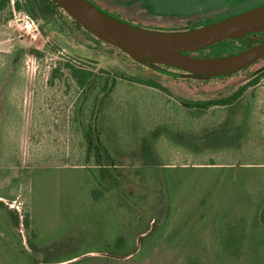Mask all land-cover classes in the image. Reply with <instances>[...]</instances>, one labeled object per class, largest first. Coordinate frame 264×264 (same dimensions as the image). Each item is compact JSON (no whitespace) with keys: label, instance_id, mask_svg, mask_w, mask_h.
Here are the masks:
<instances>
[{"label":"rangeland","instance_id":"obj_1","mask_svg":"<svg viewBox=\"0 0 264 264\" xmlns=\"http://www.w3.org/2000/svg\"><path fill=\"white\" fill-rule=\"evenodd\" d=\"M92 1L164 31L256 5ZM241 45L194 55L229 56ZM154 66L60 9L40 23L14 0L0 9V264H264V77L231 104H194L264 61L198 82ZM70 67L93 79L80 87ZM94 121L109 156L88 159Z\"/></svg>","mask_w":264,"mask_h":264},{"label":"water","instance_id":"obj_2","mask_svg":"<svg viewBox=\"0 0 264 264\" xmlns=\"http://www.w3.org/2000/svg\"><path fill=\"white\" fill-rule=\"evenodd\" d=\"M53 1L98 40L128 53L138 62H159L177 67L184 70L186 76L235 73L264 59V42L224 57L194 55L229 39L242 40L251 34L264 32V5L200 27L164 31L116 19L90 0ZM263 71L264 66L254 73L257 75ZM140 240L141 237L138 244Z\"/></svg>","mask_w":264,"mask_h":264},{"label":"trees","instance_id":"obj_3","mask_svg":"<svg viewBox=\"0 0 264 264\" xmlns=\"http://www.w3.org/2000/svg\"><path fill=\"white\" fill-rule=\"evenodd\" d=\"M14 1H15V4H16V7H17L18 10H22L23 9L29 16L34 18L38 23H40L41 19L46 21V16L48 14H52L53 12H55L56 9H60L64 13H66L53 0H14ZM90 1L93 4H95L96 6H98L101 10H103L101 8V6L96 4L94 1H92V0H90ZM131 1H133V2L135 1V2H138V3L141 4V2L139 0H131ZM10 3H11V0H0V9H4ZM128 3H130V1ZM254 8H256V7H254ZM103 11H105V10H103ZM106 13H108L111 16H113L112 14H114L117 17H115V16H113V17H115L116 19H119L121 21H124V22H126L128 24H131V25H134V26H139V24H136V23H134V22H132L131 20H128V19L126 20V18H124L122 16H119L118 14H115V13H112V12L109 13L107 11H106ZM221 19L222 18H219V20H221ZM72 20L78 27L83 28L74 19H72ZM212 22H214V21H207L206 23H200V24H197V25L192 26L190 28L200 27L202 25H205L207 23H212ZM190 28H187V29H190ZM150 29H152V28H150ZM155 30H159V29H155ZM183 30H186V29H183ZM167 31H173V30H167ZM91 36L94 37L93 35H91ZM94 38L97 41L102 42V41L98 40L96 37H94ZM232 42L233 43L235 42V43L244 44V45H241L239 47L233 46V49L237 50V51H235L234 54H237V53H239V52H241V51H243L245 49H248V48H250V47H252L254 45H257L259 43L264 42V32L251 34L249 36H246L242 40H231V39H229V40L224 41L222 44H217V45H222V46H224V47H226L228 49V48H232V47H230ZM102 43H104V42H102ZM217 45H215V46H217ZM122 52H124V51H122ZM124 53L127 54L130 58H132L128 53H126V52H124ZM187 54H191V53L187 52ZM143 61H146V59H143ZM139 63L141 64V62H139ZM155 65H156V66H154L155 70L157 72H159V70H160L162 72V74L160 73L161 75H166L167 77H170V78L172 77V78H177L179 80H185V81H197V82L198 81H211V80L227 79V78H231L232 77V73H230V74H221V75H216V74H211V75L190 74L189 76H186L185 75V71L180 69V68L161 65L159 62H155ZM70 68L72 69L73 75L77 79L78 85L80 87L84 88L93 79V73L90 72V71L76 69L75 67H70ZM176 71H178L180 73H177ZM263 77H264V71L259 73V74H257V75L254 72H252V73H250L248 75V77L245 79V81H241L240 83H236V85L228 87L227 89H224V90H220V91L213 92V93H208V94H206V97L210 98V100L204 101L202 103L201 102H196L194 104L202 105L205 108H208L210 106H216V105L223 106V105L231 104V103L235 102L241 96V93H243L248 87H250L252 85H255ZM111 88H112V86H109V83L107 82L106 85H105V88H103V91H102L103 96L108 94V92L111 90ZM162 88L164 90H168L169 89L168 87H165V86H162ZM99 102L100 101H98V103ZM94 123H95V121L92 123V125L89 126V128L87 129V131L85 133V139L87 141V154H86V157L88 159L91 158V154L95 150L97 151L98 155H102L103 154V155L109 156L108 155V150L101 143L100 138L97 135V130H96V127H95ZM223 138L227 139L225 136H223ZM232 238H234V236Z\"/></svg>","mask_w":264,"mask_h":264},{"label":"flooded vegetation","instance_id":"obj_4","mask_svg":"<svg viewBox=\"0 0 264 264\" xmlns=\"http://www.w3.org/2000/svg\"><path fill=\"white\" fill-rule=\"evenodd\" d=\"M231 1H233V2H235L236 4L238 3H240V2H242V1H245V0H231ZM253 1H255V3H256V5L254 6V7H258V6H261V5H264V0H253ZM262 61H264V59L262 60ZM262 61H260V62H262ZM259 62V63H260ZM258 63V64H259ZM257 65V64H256ZM253 66H255V65H253ZM253 66H250V67H247V68H244L242 71H238V72H235V73H232V77H234L235 75H238V74H240V73H243V72H245V71H248L251 67H253ZM155 69V68H154ZM177 73H180V72H178V71H176Z\"/></svg>","mask_w":264,"mask_h":264}]
</instances>
